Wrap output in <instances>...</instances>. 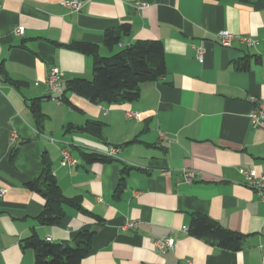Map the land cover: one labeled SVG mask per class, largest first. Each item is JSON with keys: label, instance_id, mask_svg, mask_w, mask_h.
I'll use <instances>...</instances> for the list:
<instances>
[{"label": "crops", "instance_id": "1", "mask_svg": "<svg viewBox=\"0 0 264 264\" xmlns=\"http://www.w3.org/2000/svg\"><path fill=\"white\" fill-rule=\"evenodd\" d=\"M221 31L254 45L223 48ZM108 36L119 39L111 49ZM151 40L163 44L166 75L142 84L136 101L92 104L65 91V81L92 79V57L72 45H96L108 58ZM54 67L63 74L59 93L44 84ZM251 97L264 102V0H0V264H34V249L24 245L34 235L63 244L84 229L94 236L80 264H264V203L239 173L264 175V128L249 122ZM87 121L103 125L100 140L77 131ZM110 148L118 149L111 163L80 154ZM44 156L62 194L99 221L66 206L60 224L38 223L45 201L26 184L40 176ZM183 170L195 172L192 184ZM191 214L245 236L242 248L189 236ZM167 237L175 246L161 254L153 243Z\"/></svg>", "mask_w": 264, "mask_h": 264}, {"label": "trees", "instance_id": "2", "mask_svg": "<svg viewBox=\"0 0 264 264\" xmlns=\"http://www.w3.org/2000/svg\"><path fill=\"white\" fill-rule=\"evenodd\" d=\"M124 34L128 26H122ZM119 43L118 38L106 37L104 45L112 48ZM73 50L92 57V79H72L63 82L65 91L82 97L92 104L121 105L139 98L140 86L155 82L166 75L164 47L161 41H136L132 45L115 53L111 57H101L98 46L77 43ZM241 69H244L242 67ZM64 93V92H63ZM36 123L40 125L42 115L38 104L30 107ZM103 125L96 121H87L78 132L93 138H102ZM80 151V150H79ZM87 163H111V158L95 152L80 151ZM42 171L38 179L26 184V188L39 194L45 201V209L37 218L43 226H56L64 218L63 207H71L77 212L92 216L82 208L79 202L66 198L57 186L47 157L42 158ZM123 173V172H122ZM187 234L193 238L215 244L223 250L238 251L242 248L245 236L230 231L218 222L202 214H191ZM94 232L84 229L78 231L71 243L52 244L40 241L35 235L24 241L26 247L35 251L34 264H80L91 250Z\"/></svg>", "mask_w": 264, "mask_h": 264}, {"label": "built area", "instance_id": "3", "mask_svg": "<svg viewBox=\"0 0 264 264\" xmlns=\"http://www.w3.org/2000/svg\"><path fill=\"white\" fill-rule=\"evenodd\" d=\"M62 5L74 11L79 10V3L76 1H66L63 2ZM146 7L144 2H136L134 4V8L137 10H142ZM24 28L17 27L14 29V33L18 36L23 35ZM217 40L223 48H228L231 46V43L235 40L239 41L241 44L251 47L254 45V41L244 36H236L226 31H221L215 34ZM204 51L202 49L196 50L197 60L202 62ZM63 80V74L57 68H51L47 78L44 80V84L47 90L50 93H59L61 91V83ZM37 85V83L35 84ZM249 103L252 105V109L248 113V119L252 126V128H264V102H261L259 99L251 97L248 99ZM127 119H137L138 114L134 112H126ZM162 136V135H160ZM52 141V140H51ZM62 161L68 166L73 167L77 164L76 159L69 153L67 149H61ZM118 154L117 148H110L104 156L108 158H116ZM239 173L244 176V185L253 191L259 198L260 202L264 203V175H257L251 173L249 171L240 170ZM196 178V174L191 170H183L182 172V180L185 184L189 185L194 182ZM0 191V195H1ZM133 224L128 222L125 224V229H131ZM184 232H187V227L183 228ZM47 242H51L50 239L46 240ZM153 246L161 253L164 254L168 250L173 249L175 246V242L172 238H162L156 240L153 243Z\"/></svg>", "mask_w": 264, "mask_h": 264}]
</instances>
